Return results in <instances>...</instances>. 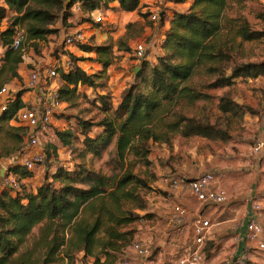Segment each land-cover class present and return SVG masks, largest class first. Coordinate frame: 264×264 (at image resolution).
Wrapping results in <instances>:
<instances>
[{
  "label": "trees",
  "instance_id": "16d2710c",
  "mask_svg": "<svg viewBox=\"0 0 264 264\" xmlns=\"http://www.w3.org/2000/svg\"><path fill=\"white\" fill-rule=\"evenodd\" d=\"M172 1L183 4L188 0ZM227 1L190 0L185 12L174 11L170 19L162 13L161 25L169 19V28L160 46L162 54L154 64L141 61L133 82L121 93L115 108L102 82L112 63L109 56L112 46L78 44L81 51L98 57L101 70L88 75L69 56L73 68L59 76V98L69 101L79 87L106 91L97 98L98 109L103 114L95 124L100 131L93 137L83 134L80 154L101 157L113 146L114 172L109 175L77 163L73 170L58 167L52 179L46 178L35 192L12 193L10 189H3L0 193V264H51L60 258L70 263L78 253L84 258H93L88 264L116 262L118 253L132 242L120 229L139 218L134 209L141 208L140 190L147 186L133 173L132 160L148 162L151 144H170L176 136L213 138L219 133L212 126L194 123L185 115V110L208 97L202 91L203 86L195 84L198 76H215L207 85L214 89L230 86L232 80L240 77L255 78L264 71L256 64H240L232 68L230 75L226 74L223 64L230 52L262 37L260 32L251 31L243 19L225 14ZM115 2L123 12L139 9V0H71L66 7L62 0H0V45L4 50L0 76H8L2 83L17 78L23 62L21 46L15 50L11 46L16 25H23L28 41L40 39L51 33L47 27L58 18L56 11H63L61 18L66 19L76 3L91 13ZM7 10L15 13L16 18L1 30ZM118 48L129 51L122 40ZM20 98L19 93L0 115V124L16 117L23 107ZM91 125L82 122L81 129L89 131ZM56 136L63 146H69L73 137L71 132H58ZM46 156H50L48 151L44 153ZM9 171L18 180L31 176V171L24 166L10 167ZM40 224L38 235L28 243L33 229Z\"/></svg>",
  "mask_w": 264,
  "mask_h": 264
},
{
  "label": "rangeland",
  "instance_id": "374dc122",
  "mask_svg": "<svg viewBox=\"0 0 264 264\" xmlns=\"http://www.w3.org/2000/svg\"><path fill=\"white\" fill-rule=\"evenodd\" d=\"M66 7L71 0H62ZM190 2V0L185 3ZM183 4L172 0H139V9L132 13L121 11L119 4H109L107 8L99 9V14L113 24L97 26L79 3L74 4L66 19L61 18L64 12L56 11L58 18L47 27L50 34L43 38L28 41L22 24L14 28V38H21L22 64L17 70V78L10 83H2L0 88L7 86L11 95L23 96L28 106L34 102L32 94L26 90L29 73L52 65L62 56H72L76 63L88 75L101 70L98 57L94 53L81 51L79 45L67 46L64 40L67 36L82 34L85 45L112 46L111 65L105 79L102 81L111 94L112 105L115 108L120 101L121 93L133 82L135 70L141 62L135 61L134 49L137 45L147 47L146 56L152 62L157 58L162 35L160 20L153 23L149 17L153 14H165L166 18L173 11H186ZM109 13V14H108ZM225 14L229 18H241L251 31L260 32V39L245 42L234 48L225 61L226 74L230 75L232 68L240 64H256L264 68V0H228ZM16 14L6 11L1 22V30L10 26ZM122 40L129 51L118 48ZM239 42V41H238ZM4 50L0 45V65ZM73 60V61H74ZM149 64L147 59H145ZM215 76L200 75L195 79L196 86H203L202 91L208 96L202 101L185 110V115L194 123L210 125L217 130L213 138L192 136H176L170 144L154 143L150 145L147 161L132 160V171L142 178L147 186L140 190V207L134 209L139 218L125 225L120 230L126 232V237L132 242H141L160 261L172 259L182 252L188 244L192 232L188 228L192 219L203 209L216 208V215H202L213 223L211 232L203 245V255L206 264H225L230 262L236 244H229L227 239L235 238L233 226L242 219L241 204L248 200L264 198V154H252V146L257 140L264 139V71L255 78L240 77L232 80L230 86L223 88H208ZM58 88L61 86L57 81ZM201 88V87H200ZM106 91L79 87L77 94L69 101H62L63 107L54 115L50 129L41 136V147L35 151L47 152L50 156L44 158L41 164L31 170V176L20 180V190L34 191L46 179H52L58 167L73 170L77 163H85L89 168L101 170L111 175L114 165L111 163L113 146L108 148L101 157L92 154L81 156L84 135L93 137L100 129L95 126L103 118L98 109L97 98ZM4 98L0 97V103ZM93 124L89 131L81 129V123ZM58 132H71L69 146H63L57 139ZM25 129L17 122L0 124V193L5 189L3 182L10 175V167H23L27 155L24 144ZM55 150V152H54ZM204 172L219 175V181L227 193V199L219 205H201L189 192H175L162 183V178L187 177L194 178ZM253 198V199H250ZM182 205L188 211L184 220L186 230L181 232L174 220V206ZM232 219L231 226L220 224L224 219ZM264 222V216L262 218ZM40 225H37L27 242L38 235ZM26 242V243H27ZM131 242V243H132ZM27 243V244H28ZM130 243V244H131ZM129 244V245H130ZM129 245L118 253L114 264H143L144 257L129 250ZM24 249V247H22ZM21 249V250H22ZM92 257L84 258L82 253L76 254L73 261L58 259L51 264H88Z\"/></svg>",
  "mask_w": 264,
  "mask_h": 264
},
{
  "label": "built area",
  "instance_id": "2783aa9c",
  "mask_svg": "<svg viewBox=\"0 0 264 264\" xmlns=\"http://www.w3.org/2000/svg\"><path fill=\"white\" fill-rule=\"evenodd\" d=\"M109 14V13H108ZM88 15L92 18L93 24L98 26L112 25L113 23L106 17L99 14L95 10ZM162 13L153 14L149 20L156 23L160 20ZM85 38L82 34L75 36L69 35L65 38L64 43L67 46L77 44H85ZM22 43L21 38H14L12 49H18ZM147 47L145 44L137 45L134 49L135 61L141 62L146 59ZM73 68V64L69 57L62 56L60 60L55 61L52 65L41 69L30 71L26 82V90L28 94L33 95L34 102L28 106L25 104L21 95L20 102L23 107L17 112L16 117L11 121L17 122L19 126L25 129L24 144L27 153L23 166L31 171L36 165L44 161V153L42 150L35 151L41 147V136L45 135L50 129L53 117L63 107V102L59 98L57 81L61 73L67 74ZM6 82L5 84H8ZM0 97L4 98L0 103V115L8 110L9 105L16 100L17 95H11L7 86L0 88ZM264 132V129H263ZM252 154H264V139L257 140L252 146ZM219 175L211 172H204L194 178L187 177H163L162 183L175 192H189L199 204L203 205H219L223 204L227 199V193L221 183L217 181ZM20 180L16 175L10 173L5 179L3 185L6 189H10L12 193L20 191ZM242 217L246 219L245 233L240 238L244 242H250L254 248L264 253V198L260 200H252L249 206L243 209ZM174 220L178 224V229L184 232L186 229L182 227L186 219L187 209L182 205L174 206ZM242 218V219H243ZM213 223L208 221L201 213L197 214L188 228L191 229L192 237L188 244H185L182 252L175 255L167 261H159L152 255L149 247L137 241L129 245V250L135 252L139 256L144 257L143 264H206L203 255V245L207 236L211 232ZM251 246H245L238 251L234 249L231 261L225 264H250L253 260L251 257Z\"/></svg>",
  "mask_w": 264,
  "mask_h": 264
},
{
  "label": "crops",
  "instance_id": "0c3cea01",
  "mask_svg": "<svg viewBox=\"0 0 264 264\" xmlns=\"http://www.w3.org/2000/svg\"><path fill=\"white\" fill-rule=\"evenodd\" d=\"M190 3L191 2H187L185 3L184 6L189 7L190 6ZM113 5H118V3H113ZM188 9V8H187ZM174 12V11H173ZM172 12V13H173ZM177 12H184V11H180L178 10ZM172 13H171V16H172ZM171 16H169V19L171 18ZM169 19L165 20L164 24L161 25V31H162V35L160 37V46H161V43L163 41V38H164V34L165 32L168 30L169 28ZM159 51L161 52L162 54V51H161V48H159ZM161 54H158L157 56L161 55ZM146 59L151 63L152 60L149 58V57H146ZM156 62V59H153V64ZM21 66V65H20ZM19 66V68H21ZM135 70H138V68H136ZM36 189L33 191L35 192ZM250 199H253V198H250ZM250 201L252 200H248L246 199V202H244V204H241V210L240 211H244L243 209L248 207L249 206V203ZM216 211H222L221 209L218 210V209H203V213H201L202 215H205V214H211L212 215H216L215 212ZM243 218V217H242ZM232 222V219H224L223 221L221 222H217V226H219L220 224H226L224 225L225 226V229H227V225L231 226L230 223ZM245 224H246V219H241L240 223H238V225H234L233 226V229L235 231V233H237V236L235 238H230V239H227V242H230L229 244H236L237 246V249L238 251H240V249L244 248L245 246H251L250 247V250H251V257H252V262L250 264H264V253H261V252H258L255 248H254V245L250 242H244L243 240H241L240 238L244 235L245 233ZM159 260V259H158ZM160 261V260H159Z\"/></svg>",
  "mask_w": 264,
  "mask_h": 264
},
{
  "label": "water",
  "instance_id": "95a60500",
  "mask_svg": "<svg viewBox=\"0 0 264 264\" xmlns=\"http://www.w3.org/2000/svg\"><path fill=\"white\" fill-rule=\"evenodd\" d=\"M138 71V70H137Z\"/></svg>",
  "mask_w": 264,
  "mask_h": 264
}]
</instances>
